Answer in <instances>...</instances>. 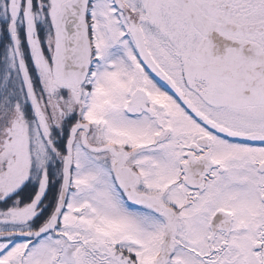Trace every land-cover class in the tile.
Returning <instances> with one entry per match:
<instances>
[{
  "label": "snow or ice",
  "instance_id": "snow-or-ice-1",
  "mask_svg": "<svg viewBox=\"0 0 264 264\" xmlns=\"http://www.w3.org/2000/svg\"><path fill=\"white\" fill-rule=\"evenodd\" d=\"M0 264H264V0H0Z\"/></svg>",
  "mask_w": 264,
  "mask_h": 264
}]
</instances>
